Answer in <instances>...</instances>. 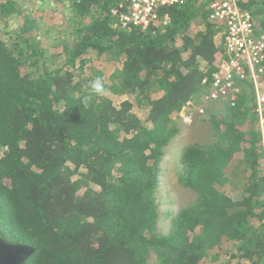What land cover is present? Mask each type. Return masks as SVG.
I'll use <instances>...</instances> for the list:
<instances>
[{"label": "trees", "instance_id": "trees-1", "mask_svg": "<svg viewBox=\"0 0 264 264\" xmlns=\"http://www.w3.org/2000/svg\"><path fill=\"white\" fill-rule=\"evenodd\" d=\"M122 1L69 0L70 38L48 58L64 57L53 68L32 19L0 41V236L34 249L24 264H264V149L245 126L258 121L250 84L235 106L204 107L213 140L179 156L178 183L195 202L157 232L158 163L224 51L200 0L161 10L168 22L144 32L111 16ZM251 6L264 33V0ZM16 13L15 0H0V17ZM91 53L120 68L108 95L85 106L88 83L102 78L86 67ZM235 164L248 172L240 195L227 186Z\"/></svg>", "mask_w": 264, "mask_h": 264}, {"label": "rangeland", "instance_id": "rangeland-1", "mask_svg": "<svg viewBox=\"0 0 264 264\" xmlns=\"http://www.w3.org/2000/svg\"><path fill=\"white\" fill-rule=\"evenodd\" d=\"M15 1L18 13L6 18L0 17V41L7 43L13 40L15 38V32L22 26L24 19L30 18L36 25V29L31 32V35L35 36L36 45L44 53L43 60L52 68L59 66L64 60V57L58 58L56 63H50L48 58L59 53L62 46L58 45L70 38V32H68L67 28L68 20L71 17L69 0ZM91 58L92 61L86 67L98 69L102 74V80L105 85L108 88L113 87L115 84L110 81V76L115 69L120 68L119 59L106 54L96 59L95 53H91ZM84 71V75L88 74L87 70ZM82 78L84 77H79V79ZM122 101L133 100L132 98L123 96L120 98V102ZM205 106L209 107L210 111L216 110L215 103L206 105L204 103ZM187 112V110L178 112V126L180 131L170 141L165 149L164 156L158 163L157 183L152 196L156 203L157 211L159 212L156 230L160 234H165L169 230L171 216L176 215L181 209L193 205L196 199V195L192 191L183 188L177 180L181 166L179 163L181 150L186 145L193 143L208 144L214 138L213 126L208 121L209 113L204 112L201 118L194 117L191 123L184 124L181 116ZM253 112L255 111L253 110ZM255 114L257 115L256 112ZM249 119L245 126L249 128L252 126L260 131L262 147L264 149V121H260L258 116V121L251 124ZM247 176L248 172L240 164H235L231 169L227 186L233 195H240L242 185L246 181ZM211 263L212 261L206 262V264Z\"/></svg>", "mask_w": 264, "mask_h": 264}, {"label": "built area", "instance_id": "built-area-1", "mask_svg": "<svg viewBox=\"0 0 264 264\" xmlns=\"http://www.w3.org/2000/svg\"><path fill=\"white\" fill-rule=\"evenodd\" d=\"M256 0H200L207 12V21L219 29L217 38L224 56L211 74L208 91L201 105L187 101L182 107L184 124L204 115V103L225 102L235 106L242 88L250 84L254 92L255 112L264 121V33L253 14ZM184 0H123L110 11L121 30L144 32L158 23H167V14L161 10L180 5ZM205 82H203L204 84Z\"/></svg>", "mask_w": 264, "mask_h": 264}, {"label": "water", "instance_id": "water-1", "mask_svg": "<svg viewBox=\"0 0 264 264\" xmlns=\"http://www.w3.org/2000/svg\"><path fill=\"white\" fill-rule=\"evenodd\" d=\"M33 253L32 247L6 242L0 236V264H24Z\"/></svg>", "mask_w": 264, "mask_h": 264}, {"label": "clouds", "instance_id": "clouds-1", "mask_svg": "<svg viewBox=\"0 0 264 264\" xmlns=\"http://www.w3.org/2000/svg\"><path fill=\"white\" fill-rule=\"evenodd\" d=\"M88 93L82 98L83 105L90 104L94 98H102L108 95V90L105 88L102 78L97 77L90 81L87 85Z\"/></svg>", "mask_w": 264, "mask_h": 264}]
</instances>
